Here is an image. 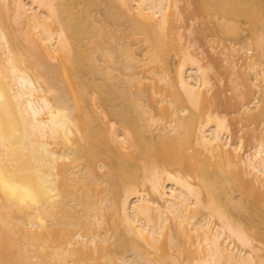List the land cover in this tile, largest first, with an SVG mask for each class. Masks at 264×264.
Wrapping results in <instances>:
<instances>
[{
    "label": "bare ground",
    "instance_id": "bare-ground-1",
    "mask_svg": "<svg viewBox=\"0 0 264 264\" xmlns=\"http://www.w3.org/2000/svg\"><path fill=\"white\" fill-rule=\"evenodd\" d=\"M0 264H264V0H0Z\"/></svg>",
    "mask_w": 264,
    "mask_h": 264
},
{
    "label": "rangeland",
    "instance_id": "rangeland-1",
    "mask_svg": "<svg viewBox=\"0 0 264 264\" xmlns=\"http://www.w3.org/2000/svg\"><path fill=\"white\" fill-rule=\"evenodd\" d=\"M92 14H93V18H95L98 21V23L99 22L100 23H106V24L109 23V21L106 19V17L104 15H102L99 10H93ZM203 21H204V19H203ZM206 21H207V19H205V22ZM190 24H191L190 25L191 26L190 31H188L186 28L184 29V33L186 34L185 39L189 42V44L191 45V48L195 49V51L197 49H200L204 54L212 56L217 60L218 68L216 70H212V73L214 75L213 81H215V84L221 90H223L222 94L226 95V96L227 95L228 96L229 95L235 96L238 93L242 94V92L245 88V85L243 84V81H244L243 76L241 75V70L243 67L240 66V64H238L239 66L238 67L236 66V68H235L236 72L233 73V75L228 73L229 69L227 68L226 62L224 60H222V54L220 53L222 42L216 40L213 43V48L212 49L210 48V46H209L210 40L212 38H216V39L219 38L218 36H212V35L205 36L204 35V30L206 28L209 30V27L211 26V22H208V24L210 26L208 25L205 29H203V32H202V28L198 27V26H200V25H198L199 24L198 19H196V21L191 22ZM124 26L125 25H122L121 27H124ZM111 29H114V27H111ZM206 32H207V30H205V33ZM244 32L245 31H243L242 33H244ZM126 41H130V42L134 43L133 47L135 48L136 52H138V55H139L140 44L135 43L134 40H130L129 38L117 37V35H116L112 39H110L109 41H106L105 43L110 42V43L114 44L116 42H126ZM251 52H254V50H251ZM115 55L118 58H121L119 53L116 52ZM134 69L137 70V68H134ZM229 74L231 75V78H230ZM120 77L122 78L123 75L120 74ZM235 82H238V86H237L238 88L237 89L234 88V87H236L235 85L237 84V83L235 84ZM258 88H259L258 84L253 86V93L256 96H260L259 95L260 89H258ZM242 117L243 116L241 114H239L238 112H233V113H230L228 115L232 131H236L241 126H243L244 130H247V127H248L247 121ZM246 145H248V143ZM245 147H247V146H245ZM125 256L128 259H132L136 255L134 253H132V251L128 250L125 252Z\"/></svg>",
    "mask_w": 264,
    "mask_h": 264
}]
</instances>
